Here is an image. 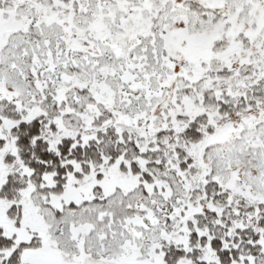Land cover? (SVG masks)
Instances as JSON below:
<instances>
[{
  "label": "snow or ice",
  "instance_id": "obj_1",
  "mask_svg": "<svg viewBox=\"0 0 264 264\" xmlns=\"http://www.w3.org/2000/svg\"><path fill=\"white\" fill-rule=\"evenodd\" d=\"M0 264H264V0H0Z\"/></svg>",
  "mask_w": 264,
  "mask_h": 264
}]
</instances>
